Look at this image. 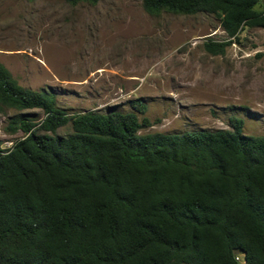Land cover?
<instances>
[{"label": "trees", "instance_id": "trees-1", "mask_svg": "<svg viewBox=\"0 0 264 264\" xmlns=\"http://www.w3.org/2000/svg\"><path fill=\"white\" fill-rule=\"evenodd\" d=\"M143 5L217 15L229 40L206 43L213 54L245 26L264 28V0ZM131 102L137 112L69 114L0 63V112L45 113L13 118L24 135L0 142V264H240L238 253L264 264V135L245 134L242 118L231 129L141 133L153 123L139 119L144 100Z\"/></svg>", "mask_w": 264, "mask_h": 264}, {"label": "rangeland", "instance_id": "rangeland-1", "mask_svg": "<svg viewBox=\"0 0 264 264\" xmlns=\"http://www.w3.org/2000/svg\"><path fill=\"white\" fill-rule=\"evenodd\" d=\"M260 8V7H258ZM229 40L217 15L162 11L143 0H0V63L26 89L47 90L69 114L136 111L152 125L141 133L231 129L264 135V28L245 26L224 53L210 41ZM40 121V108L0 112V142L22 137L17 116ZM68 123L57 130L66 136ZM44 132V131H41Z\"/></svg>", "mask_w": 264, "mask_h": 264}, {"label": "built area", "instance_id": "built-area-1", "mask_svg": "<svg viewBox=\"0 0 264 264\" xmlns=\"http://www.w3.org/2000/svg\"><path fill=\"white\" fill-rule=\"evenodd\" d=\"M236 259L240 262V264H247L244 253H238Z\"/></svg>", "mask_w": 264, "mask_h": 264}]
</instances>
